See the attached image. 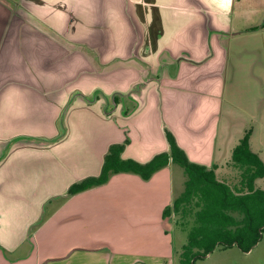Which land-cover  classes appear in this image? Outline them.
<instances>
[{
	"label": "rangeland",
	"instance_id": "374dc122",
	"mask_svg": "<svg viewBox=\"0 0 264 264\" xmlns=\"http://www.w3.org/2000/svg\"><path fill=\"white\" fill-rule=\"evenodd\" d=\"M149 1H77L76 27L71 33L76 34L72 39L78 45L70 46L73 42L61 38V49L55 48L61 52L51 50L55 68L45 73L39 69V79L34 78L29 91L42 92L41 111L37 112L39 117L28 120L29 133L25 137L29 143L16 144L12 150L27 147L33 154L45 151L48 158L55 160V166L46 165L45 173L39 172L46 193L37 198L38 218L29 229V240L14 253L0 248V264H179L186 232L177 225L178 216L165 217L163 212L182 192L180 167L173 166L168 171L173 174L169 195L165 174L144 181L129 173L115 174L105 184L76 195L67 194L71 184L99 173L103 154L112 143L128 139L130 148L137 152L145 138V122L154 119L152 115L140 114L145 104L141 107L137 100L140 85L147 90L156 85L147 83L156 74L137 54V46L143 47L148 41L152 45L150 34L158 35L161 31L154 29V25L157 27L160 21L163 4ZM257 5L260 4L250 7ZM233 14L236 29L258 25L260 28L237 34L226 42L228 71L235 69V73L230 76L227 71L216 152L230 160L231 147L244 130L252 129L251 149L264 161V10ZM149 16L157 20L152 22V29L148 28ZM57 31L69 37L67 24ZM48 71L51 78L49 74L43 78ZM10 80L11 77L3 76L0 92L13 90ZM71 99L73 102L64 112ZM154 129L152 122L150 130ZM23 135L15 132L14 137L24 138ZM154 139L155 153L166 152ZM135 152L130 150L126 155L131 157ZM225 152L228 156H224ZM27 178L23 189L32 192L33 175ZM53 182L55 189L49 191ZM227 183L234 185L233 181ZM255 184L264 191V177ZM155 191V196H148ZM29 198L31 202L35 199ZM67 250H71L68 255L74 254L54 261V257ZM22 257L27 258L18 260ZM195 264H264V232L248 252L236 246L216 248Z\"/></svg>",
	"mask_w": 264,
	"mask_h": 264
},
{
	"label": "crops",
	"instance_id": "0c3cea01",
	"mask_svg": "<svg viewBox=\"0 0 264 264\" xmlns=\"http://www.w3.org/2000/svg\"><path fill=\"white\" fill-rule=\"evenodd\" d=\"M77 1L0 0V80L3 76L11 77L13 89L7 93L0 92V248L8 253L21 250L29 240V229L38 218L37 198L41 195L43 197L46 193L44 178L39 177V172L45 173L46 165L55 166V160H51L53 158L50 156L48 158L45 151L37 150L33 154V151L30 153L27 147L17 152L12 150L16 144L29 143L25 137L29 133L28 120L30 117H39L37 112L41 111L42 92L40 94L29 91L31 83H35L34 78L39 79V69L45 73L46 70L55 68L51 50L61 52L55 49L56 46L61 49V38L73 42L70 46L78 45L77 40L72 39L76 34L71 33L76 27ZM150 1L159 5L161 3L163 7L157 27L152 23L156 19L149 16L148 28L152 29L154 25V29L161 31L158 35L150 34L152 45L148 41L143 47L137 46V54L145 60L143 63L149 67L151 73L156 74L155 78L151 77L147 83H151L152 86L155 83L158 87L155 85L147 90L146 86L140 85L137 96L143 101L139 98L137 100L141 107L145 104V110H141L140 114L152 115L154 119L145 122V138L137 146V152L130 148L131 144H128L122 157L131 158L140 163L149 161L159 153H155L157 143L154 138L157 142L159 141L163 150L167 151L168 145L164 135L166 128L174 135L177 144L185 151L189 161L205 165L207 168L215 166L218 179L233 181L236 173L228 165L230 160H227V157H220V154L216 152L219 122L224 108L226 77L230 68L226 42H230L237 34L243 35V33L252 32L249 31L252 28H260L258 25L236 29L233 13L252 12L254 9L264 10V0ZM252 4L260 5L250 7ZM147 21L146 19L143 21L144 25ZM66 24L69 37L56 32V29L64 28ZM261 26L264 27V23ZM68 51L71 52L72 49ZM20 53L23 55L19 57ZM50 55L51 59L48 57ZM48 72L43 75V78L44 76L46 78L47 74L51 78V72ZM234 73L235 69L228 71L230 76ZM50 84L53 85V83ZM144 84L146 85V81ZM0 88L3 90V86ZM72 102L73 99L67 103L64 112ZM137 117L140 116L137 115ZM152 122H154L155 131L150 130ZM247 130L249 129L244 130V133ZM15 132L23 133L24 138L14 137ZM242 136L238 138L231 150L229 149L231 153ZM130 150L135 153L127 157L126 154ZM18 153L22 154L18 156ZM227 154L228 152H225L224 156ZM260 159L264 164L263 159L261 157ZM102 161L103 159L101 163ZM173 166L179 167L168 164L149 179L151 181L165 174L168 195L171 194L170 189L173 183V174L168 171ZM179 171L182 173L184 188L185 175L182 169ZM28 175H33L34 179L32 192L23 189L28 184ZM54 185L53 182L49 191L55 189ZM155 195L156 191L148 196ZM29 197H34V201L31 202ZM43 206L44 203L41 207ZM32 215L34 217L31 219ZM70 251L67 250L58 255L59 257H54V261L70 258L74 254L71 252L68 255ZM25 258L27 257L18 260Z\"/></svg>",
	"mask_w": 264,
	"mask_h": 264
},
{
	"label": "trees",
	"instance_id": "16d2710c",
	"mask_svg": "<svg viewBox=\"0 0 264 264\" xmlns=\"http://www.w3.org/2000/svg\"><path fill=\"white\" fill-rule=\"evenodd\" d=\"M115 102L118 103L116 99ZM251 134V129L245 131L232 150L228 165L236 173L233 186L227 183L228 179L217 178L215 166L207 168L189 161L174 135L165 128L166 152L140 163L122 157L128 139L111 144L99 173L71 184L67 194L73 196L101 186L119 173L135 174L148 181L171 163L179 166L185 175L183 191L163 212L165 217L178 216L177 225L186 232L187 240L179 253V264H195L216 248L236 246L242 252H248L264 232V191L255 187L256 180L264 177V164L250 148Z\"/></svg>",
	"mask_w": 264,
	"mask_h": 264
}]
</instances>
